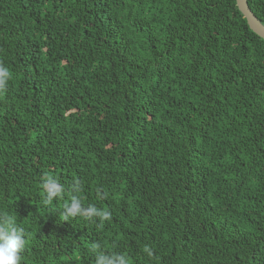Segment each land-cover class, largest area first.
Wrapping results in <instances>:
<instances>
[{"label":"trees","instance_id":"1","mask_svg":"<svg viewBox=\"0 0 264 264\" xmlns=\"http://www.w3.org/2000/svg\"><path fill=\"white\" fill-rule=\"evenodd\" d=\"M0 64L21 264H264V38L236 0H0ZM73 194L109 219L65 220Z\"/></svg>","mask_w":264,"mask_h":264},{"label":"clouds","instance_id":"2","mask_svg":"<svg viewBox=\"0 0 264 264\" xmlns=\"http://www.w3.org/2000/svg\"><path fill=\"white\" fill-rule=\"evenodd\" d=\"M11 74L9 69L0 64V93L4 92L7 87ZM44 204L49 205L53 201V197H60L65 188L60 182L52 177L46 176L43 180ZM81 191V185L76 183L73 185L72 192L78 193ZM65 220L72 217H83L90 219L92 217H101L104 220L109 219L110 213L98 209L94 205L85 207L80 196L73 194L70 198V203H65L62 213ZM26 245V239L23 229L17 226L16 217L8 215H0V264H21V253ZM102 245L93 243L90 247L91 253H97ZM144 252L151 257L153 252L151 248L145 247ZM94 264H129V258L119 252H112L105 255L102 252L95 255Z\"/></svg>","mask_w":264,"mask_h":264},{"label":"water","instance_id":"3","mask_svg":"<svg viewBox=\"0 0 264 264\" xmlns=\"http://www.w3.org/2000/svg\"><path fill=\"white\" fill-rule=\"evenodd\" d=\"M236 1L239 9L246 17L250 28L259 36L264 38V23L258 18V16L250 8L248 0H236Z\"/></svg>","mask_w":264,"mask_h":264}]
</instances>
